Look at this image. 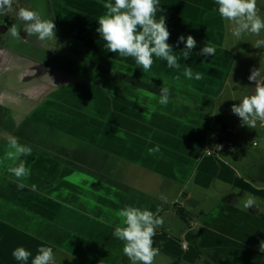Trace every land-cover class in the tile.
<instances>
[{
  "label": "rangeland",
  "instance_id": "374dc122",
  "mask_svg": "<svg viewBox=\"0 0 264 264\" xmlns=\"http://www.w3.org/2000/svg\"><path fill=\"white\" fill-rule=\"evenodd\" d=\"M56 1V0H55ZM101 2L100 0H97ZM203 3L207 0H203ZM214 2V0H213ZM66 3V2H65ZM162 12L157 14V18L160 15L166 16V24L173 26L186 36L192 35L196 41L197 46L190 55V59H197L193 65L192 70L194 73L199 72L202 75L209 74L211 76L210 69L215 67V70L222 72L221 60L222 57L227 59V63L231 64L236 60V63L230 68V72L233 77H237L239 81L246 86L249 81L248 77L251 74L252 68L261 70L262 77H264V71L262 69L261 57H264V48L255 50V54H258V58H251L250 55L252 50L249 48L250 43L254 42L253 34L245 33L238 40L231 34V23L224 21L218 13V5L214 4L211 13H204L198 15L199 22H194L189 15H186L179 9V0H160ZM31 5L33 2L31 0ZM257 6L262 11L264 16V0H257ZM263 6V7H262ZM46 7L50 8L49 11L52 13V7L48 1ZM33 10L35 7L33 6ZM211 15V16H210ZM227 24V25H224ZM71 27L66 25L65 29ZM20 36L13 37L12 45L10 48L16 50L18 53L25 54L27 56H34L38 53V48L33 47L27 51L25 47L20 44V40H24L27 35L22 28H18ZM256 36V35H255ZM264 37V31L259 35ZM41 42V41H40ZM206 43L216 48L214 56L204 57L200 55V50L205 46ZM251 52V53H250ZM182 53V52H181ZM182 55V54H181ZM261 56V57H260ZM182 58V57H181ZM157 63L160 64V60L156 59ZM63 57L59 56L57 59V66L61 67ZM226 63V66H227ZM105 70H108L106 68ZM184 69L174 70L172 74H164L170 85L183 91L186 87V92L190 89L195 94H200L205 89L213 90L216 88L215 85H203L204 80H189L183 75ZM216 70L215 76L216 81H220V76ZM229 67L227 66L226 73H229ZM175 72V75H174ZM148 74H152L151 71ZM177 77H179L177 79ZM91 80V79H90ZM225 83V81H224ZM255 84V82H251ZM103 84L109 89V83L103 81ZM113 97V95H111ZM224 105L232 106L233 104H239L242 99L233 93L231 90L223 92L220 96ZM81 97L77 96V100ZM170 99L176 102L188 106L190 104V97L186 94L180 93L176 95L171 93ZM201 103L211 106L210 101L202 100ZM86 111L88 112L90 119L96 123L99 119V108L103 112L109 113V118L113 121L114 115L108 111V108H114L119 111V103L112 105L110 103L101 102L100 104L94 103L93 105L84 104ZM160 108V107H159ZM200 111L206 115L212 116L215 112L205 106L198 105ZM141 117V121H137L134 118V110L132 111V117L127 120L123 119L126 124V129H132V126L139 127L137 136L139 139L134 143L122 138V143L117 145L119 149L117 152L119 155L125 157L126 153L134 157L132 160L134 171L136 168L141 166H150L151 158L148 150L151 148L145 144L148 143L146 136L152 139L151 142L159 140L155 143L159 145L160 150L163 144L168 143L173 146L169 148L170 151L176 152L178 148L181 151L188 153H197L199 156L202 155L203 159H212L207 154V148L215 150L214 146L217 144V135L220 131V124H215L213 130H202L189 120L193 118L182 114L181 117H171L167 111L157 109L155 106H146L143 110L142 107L138 106L135 110ZM224 112L231 115L230 110L224 109ZM137 119L139 117H136ZM225 118V114L223 115ZM236 121H232V125L235 128V139L236 145L227 156H221L227 161L226 165L235 172L233 179L225 180L216 178L211 180L207 184L195 182L190 177L180 190L178 201L170 208H162L160 215L164 218V224L158 228L159 231H164L168 234V240L162 245V249L165 251L172 252L176 257L182 259V264H264V252L259 250V245L264 241V220L262 214H264V176L258 178L259 173L264 171L263 167L256 166L251 172L245 171V169L253 163L264 160V123L257 122L255 128H249L248 126H242L241 120L238 116L233 117ZM226 120V118H225ZM228 121V120H227ZM133 132V131H132ZM218 132V133H217ZM92 139L89 144H92ZM150 141V140H149ZM108 150L115 151L116 147L110 146L105 143ZM150 155L145 156L143 150ZM126 155V157H129ZM195 156V155H194ZM167 159H170L166 155ZM147 160L146 164L143 162ZM168 160H164L166 163ZM198 161L196 162V174H207L206 170H209L210 163H204V167L199 170ZM155 167V166H154ZM82 169V168H81ZM82 171H84L82 169ZM74 173L73 171H71ZM190 172V171H189ZM252 172H255L254 174ZM191 173V172H190ZM195 174V175H196ZM262 174V173H261ZM264 174V173H263ZM197 176V177H198ZM196 177V178H197ZM193 180L194 182H192ZM101 182H106L102 181ZM112 188V187H111ZM93 194V193H92ZM184 194H190L191 197L185 199ZM251 195L256 198V204L251 209H243V201L247 198V195ZM126 203L129 205L135 204L140 208H147L155 211L156 206L150 201H144L133 199L132 196L126 197ZM80 201L82 206L93 213V198L89 200ZM181 205L187 212V220L181 218L178 214L176 205ZM78 210V208H76ZM80 210V209H79ZM78 210V211H79ZM257 211V212H256ZM78 220L83 218H89L91 220H97L89 217L87 214L83 216L74 215ZM193 220L195 228H188L187 221ZM94 225L104 226L106 223L102 221L96 223L92 221ZM188 232L187 234H184ZM75 233V232H73ZM50 244L53 242L49 240ZM68 239L58 241V245L53 247L54 250V263L56 264H131V261L124 263L123 257V242L117 240L114 245V250L111 252L109 246L104 240L95 241V246L90 247L88 244H92L93 240L89 236L80 235L79 240L72 238V247L66 248ZM185 246V250L182 247ZM66 248V249H65ZM178 248V249H177ZM189 248V249H188ZM188 249V250H187ZM33 257L37 251L31 249L30 251ZM0 264H4V260L0 259ZM174 260L166 256L163 252H159V255L155 257L154 264H173ZM17 263L15 259L13 262H6L5 264Z\"/></svg>",
  "mask_w": 264,
  "mask_h": 264
},
{
  "label": "flooded vegetation",
  "instance_id": "af4514ba",
  "mask_svg": "<svg viewBox=\"0 0 264 264\" xmlns=\"http://www.w3.org/2000/svg\"><path fill=\"white\" fill-rule=\"evenodd\" d=\"M47 1L52 7V13L50 8L46 7ZM100 1L32 0L34 11L56 24L57 35V39L43 42L35 36L26 35L24 40L21 39L20 44L27 51L33 47L39 49V56L35 54V57L18 53L9 47L14 39L8 29L12 24H16L23 30L24 23L16 18L15 12L7 16L0 15V123L3 124L0 126V158L8 151V140L16 137L13 133L35 137L34 141L29 142L19 140L21 144L32 149L31 155L21 158L30 169L28 177L41 172L39 178L43 179V174L49 171L55 176L61 168L75 172L74 168L81 163L85 164L87 175L96 177L97 172L107 176L111 174L108 167L102 170L94 166L100 157H108L105 148L102 156L94 148L90 149V145L85 147V156L78 153L81 139L77 134L91 121L84 104L95 103L90 95L97 89L95 83L89 79L85 82L87 88L84 87L85 83L81 78L83 72L97 81L99 75L96 72L104 71L106 75L119 77L115 81L118 85L126 83L136 89H140V85L145 83L143 79L148 78L147 83L152 87L153 96L159 95L155 75L170 74L160 71L166 66L156 60L150 70L152 74L143 73L137 64L134 74L128 71L124 57L105 50V41L96 32L99 26L97 19L106 12L103 5L107 0ZM202 1L179 0V9L198 23L197 16L211 13L210 10L215 4L213 0H207L205 3ZM65 2L69 5L66 9L63 8ZM33 6L31 0H17L13 8L17 11L19 7L33 10ZM68 24L71 25L69 28H75L72 41L67 37L69 28L67 31L65 29ZM76 27L85 30L81 31ZM167 27L170 30H178L170 25ZM59 56L63 57L61 67L57 66ZM106 68L108 70H105ZM128 80L137 86H131ZM83 92L87 93V98ZM114 94L117 96L116 103H119L117 110H125L126 105L135 107L134 110L141 106H136L130 101L132 97L125 95L123 91ZM77 96L81 99L77 100ZM10 112L14 114L9 115ZM13 125L16 130H12ZM47 125L50 129L45 127ZM44 127L48 130L46 136L42 134ZM57 135L60 140L56 139ZM11 164V161H5V165L0 166V259L3 253L13 252L20 246L37 251L42 245L53 248L55 245L59 246L58 241L68 239L66 248H69L73 246L70 241L72 238L79 240L80 235L94 237V232L99 226L86 218L78 220L74 217L75 208L67 204L64 194L58 197L62 202L51 200L42 205L34 201V192L30 187L25 186L26 192L20 195L22 190L17 185L22 183L23 179L17 180L14 175L8 173L7 166ZM6 187H13L14 190L10 191ZM62 187H65V184H62ZM41 190L46 194H55L50 188ZM78 216L82 215L79 213ZM49 240L53 242L50 244Z\"/></svg>",
  "mask_w": 264,
  "mask_h": 264
},
{
  "label": "crops",
  "instance_id": "0c3cea01",
  "mask_svg": "<svg viewBox=\"0 0 264 264\" xmlns=\"http://www.w3.org/2000/svg\"><path fill=\"white\" fill-rule=\"evenodd\" d=\"M69 6L67 3L64 4V9ZM262 17L263 13L260 11L259 13ZM77 29L84 31V28L76 27ZM74 29L75 28H69L68 29V40L72 41L73 35H74ZM179 30V29H178ZM170 39L168 43L173 45V51L174 55L180 57L179 63L181 65L180 69H184L185 67H193V65L196 63L197 59H190L189 57L187 60H184L181 55L182 50L184 49L185 45L184 43H181L178 47L176 46V42L180 35H184L185 38L187 37L185 33H182L177 30H170ZM254 36V42L257 39H262L264 37L260 36ZM252 41L249 45V48L252 50V53L250 55L251 58L255 59L258 58V54H255V50H260L257 48H254L252 45L254 44ZM194 53V51H192ZM261 57V56H260ZM264 66V57H261L259 59ZM128 71H132L134 73L135 69V61L133 58L128 57L124 59ZM227 59L222 57L221 60V68L222 72H217L220 76V81H216L215 78V67L213 69H210L211 76L209 74L203 75L202 83L203 85H215L216 88L213 90L205 89L204 92L200 94L193 93L190 89L186 92V87L184 86V90L180 91L178 88L170 85L165 80L168 78L165 77L164 74H157L155 75L156 80V87L159 88V95L153 96L152 93V87L148 85V78H144L143 80L145 83L140 85V89H136L133 87L128 86L126 83L124 85H118L115 81L116 78L113 75H106L104 71L96 72L97 75H99V78L97 81H95L93 78L86 73L83 72L81 75L82 82L85 83L86 80H92L95 83V86L97 89L94 90V92L90 95V97L95 101L96 104H100L101 102H107L110 103L111 101H114L116 103L117 96L114 94L116 92H121L130 98V101H132L136 106L140 104L142 109L144 110L146 106L150 107H156L157 109H160L162 111H167V113L171 117H181L182 114L188 115L192 117V120H189V123H192L194 126H197L198 128L202 130H213L215 129V124H220V131H218V135L221 131V125L222 123H228L229 125H232V121H236L233 117H236L237 115L233 114L232 112V106L224 105L221 100V95L223 92L227 90L233 91L234 94L238 95L241 99L245 95H252L255 92V84H252L251 81H248L246 86L242 84L241 81L238 80L237 77H233L230 68L236 63V60L232 62L231 64L227 63V66L229 67V73H226L227 70ZM160 64H163L166 66L165 68H162L160 71H165L167 73L172 74V72L176 69L174 68H168L167 62L160 60ZM264 71V68L262 69ZM214 73V75H212ZM135 74V73H134ZM175 75V72H174ZM132 78V77H131ZM103 81H107L109 83V89L105 87L103 84ZM225 81V83H224ZM129 84L131 86H137L129 81ZM134 82H136L134 80ZM167 86L170 89V95L171 93H174L176 95H180V93L186 94L190 97V104L188 106L180 104L176 102L175 100H172L169 98V103L167 106H163L159 103L160 98V88L161 86ZM84 87L87 88L86 83L84 84ZM144 91V92H142ZM85 95V98H87L85 92H83ZM110 93L113 94V97L110 95ZM135 98V99H133ZM137 99V100H136ZM202 100L210 101L211 106L201 103ZM83 102V99H82ZM198 105L205 106L209 109H212L215 114L212 116L206 115L200 111L198 108ZM160 107V108H159ZM135 107L126 105L124 107L125 110H119L116 111L113 108H108V111L114 115L113 121L109 118V113L101 111L99 108V121L94 123L92 120L90 121V124L87 125L85 128L81 129L80 132L77 134V136L81 139V148H79L78 153H82L83 156H85L86 149L85 147L87 145H90V149L94 148L97 152L99 150H103L106 148L105 143H109V141H112L113 144H110V146L116 147L115 151L105 149L106 151H109L113 153L117 169L116 172L111 173L110 175H106L104 173L97 172L96 177L91 175H87L84 168V163L78 164L74 168V173H72L71 169L68 170L67 168H61L58 174L54 176L50 171L49 173L43 174V179L39 178V174H31V177L23 178V184L27 187L32 188L33 185L36 186V190L34 192V201L38 205H42L47 203L48 201H59L62 202L61 199L58 197L61 194H64L65 200L68 202L67 204L69 206H72L75 208L76 215H79V213L83 216L84 214H87L89 217H92L97 220H91L87 218L89 221H94L96 223L102 221L106 223L104 226H99L98 229L94 232V240L93 243L95 244V241L98 240H104L107 242L106 244L109 246L111 252L114 250V245L117 239H115L112 236V232L114 231V228L117 226H124L122 224V218L119 216V211L124 208L125 206H128L129 204L126 203L127 199L126 197L132 196L133 199L144 200V201H150L153 205L161 206L162 208H170L172 205H174L179 198L180 190L183 187L184 184L187 182V180L192 177L195 182L207 184L211 182V180H215L216 178H221L223 181L233 179L235 176V172L232 171L230 167L226 165L227 161L223 159L220 156H214L210 157L212 159H203L202 155L199 156L197 153H188L185 151H181L179 148L176 152L170 151L169 148H173L172 145L165 143L162 146V149L156 153L155 155H151V158L154 160L151 161L150 155L146 153V150L144 149L145 156L149 157L150 159V166H141L139 168H136L134 171L129 169L125 163L126 160H132L134 157H131L126 153L129 157H123L119 155L117 150L119 147L117 145L122 143V138H125L128 141H132L136 143V140L131 139H139L134 134H137V131L139 127L132 126V129L127 128L126 124L123 119L127 120L128 118L132 117V111ZM224 109L230 110L231 115L229 116L224 112ZM6 113H2V115H5ZM9 115H13L14 112L8 113ZM225 114V118H223V115ZM134 119L137 121H141V117L139 114H137L134 110ZM136 117H139L138 119ZM228 120V121H227ZM41 124V127H43V124ZM3 124L0 123V126ZM46 128H49V125L45 126ZM43 128L42 134L46 136V132L48 131L46 128ZM234 127V126H233ZM235 129V128H234ZM12 130H16V126H12ZM133 131V132H132ZM205 131V132H206ZM14 136L18 140L29 142L34 141L36 138L33 136L28 135H18L16 132L13 133ZM50 137V134L48 135ZM55 137L54 135H52ZM235 137H237L235 135ZM146 140L148 143L145 142L147 146H150L151 148L156 147L155 143H158L159 140H156L154 142H151L152 139H150L149 136H146ZM56 139H59V136L57 135ZM92 139H95L92 141V144H89ZM70 142V138L68 139ZM109 145V144H108ZM84 152V153H83ZM166 155L170 157V159H167ZM195 155V156H194ZM124 158L123 160L119 161L118 157ZM164 160H168L166 163H164ZM198 161L199 164V170H201L204 167V163L208 162L210 163L209 170H206L207 174H196L197 170L195 168L196 162ZM145 164L147 160L143 161ZM155 166V167H154ZM84 171H82V169ZM191 173H190V172ZM196 174V175H195ZM198 176V177H197ZM50 177H53L52 179ZM197 177V178H196ZM106 181V182H101ZM191 180L192 182H194ZM62 184H65V187H62ZM77 185V186H76ZM112 187V188H111ZM43 189H51L54 195L46 194ZM6 189L13 191V187H6ZM25 189L23 188L20 195L22 193H25ZM93 193V194H92ZM164 195L167 197V203L160 200V196ZM185 199L191 197L190 194H184L183 196ZM90 198H93V213L90 214L85 208L82 206V203L80 201L89 200ZM177 204V203H176ZM179 205V204H178ZM131 206H136L135 204H132ZM182 207L181 205H179ZM137 207V206H136ZM78 208V210L76 209ZM183 208V207H182ZM93 223V222H92ZM188 224V221H187ZM189 228V226H188ZM195 228V225L193 229ZM191 229V228H190ZM188 232H185L184 234H187ZM188 235V234H187ZM92 247V246H91ZM185 246L182 247V250H185ZM27 249V248H26ZM178 249V248H177ZM189 249V248H188ZM187 249V250H188ZM31 251V249H27ZM161 252L166 254V256L172 258L174 260L173 264H182V259L180 257H176L172 252L165 251L162 249V247L159 249ZM159 251V252H160ZM186 251V250H185ZM2 260H4V264L6 262H13L14 258L12 256V252H5L2 254ZM17 264V263H14ZM20 264V262H18ZM28 264H31V260H29Z\"/></svg>",
  "mask_w": 264,
  "mask_h": 264
},
{
  "label": "clouds",
  "instance_id": "9594fccd",
  "mask_svg": "<svg viewBox=\"0 0 264 264\" xmlns=\"http://www.w3.org/2000/svg\"><path fill=\"white\" fill-rule=\"evenodd\" d=\"M214 2L218 5L216 10L220 17L231 23V34L238 40L245 33L259 36L264 31V17L259 14L257 0H214ZM14 3H17V0H0V15L7 16L15 12L16 18L24 23L23 31L28 37L35 36L42 42L57 39L56 24L52 20L42 18L38 11L28 7H19L17 11L13 8ZM103 7L106 12L97 19L99 26L96 32L105 41L104 48L107 52L119 54L124 58H133L143 73L151 70L156 59L166 61L170 69H180V57L173 54V45L168 43L171 33L166 24V16L160 15L157 19V14L163 11L160 0H107ZM8 33L13 37L20 36L16 24L11 25ZM181 43L185 45L182 58L187 60L192 50L196 48L197 41L192 35L186 38L180 35L176 46L178 47ZM252 46L257 49L264 48V38L257 39ZM215 53L216 48L206 43L199 54L207 58L214 56ZM183 75L189 80L203 78L202 73H194L190 66L184 68ZM248 79L255 82V92L252 95H245L239 104H233L232 112L240 118L242 126L253 129L258 121L264 123V77H262L260 68H252ZM169 98L170 89L162 85L159 103L167 106ZM225 124L229 126L228 132L232 130L235 147V129L228 123H222V125ZM225 134L228 133L220 132L217 140L219 136ZM208 149L210 148H207V154ZM159 151V145L148 150L150 155H155ZM224 152L210 156L221 157L224 156ZM227 152L231 153V151ZM31 153V147L21 144L16 137H12L8 140V151L4 157L0 158V166H4L5 161H11L12 164L7 166L8 173L14 175L17 180H22L30 176V169L26 167L21 158ZM259 161H262L258 165L261 166L263 159ZM17 187L22 190L25 185L19 183ZM32 190H36L35 185L32 186ZM160 200L167 203V197L164 195L160 196ZM255 204L256 198L249 194L243 201V209H251ZM161 211V206H157L156 210L152 211L131 205L119 211L124 226L115 227L112 236L123 242V254L131 261V264H154V259L159 255L160 250L153 247V238L156 230L164 224V218L160 215ZM190 222H188L189 228ZM92 244L95 246L94 243ZM259 250L264 252V241L260 243ZM12 256L20 264H28L29 260L31 264H54L55 259L53 248L43 245L38 247L34 257L23 246L14 249Z\"/></svg>",
  "mask_w": 264,
  "mask_h": 264
},
{
  "label": "trees",
  "instance_id": "16d2710c",
  "mask_svg": "<svg viewBox=\"0 0 264 264\" xmlns=\"http://www.w3.org/2000/svg\"><path fill=\"white\" fill-rule=\"evenodd\" d=\"M222 126H223L222 127V131L225 132V133H228L229 126L227 124L222 125ZM106 152L108 154V157H106V158L105 157H100V160L94 166L95 167H99L102 170H105L108 167L109 169H111V173L116 172L117 165H116L115 158L113 156L114 154L109 152V151H106ZM97 153L102 156V154H104L105 152L103 150H99ZM229 154L230 153L227 152V151H225L223 153L224 156H227ZM117 157H118L119 161L124 159V158H121L119 156H117ZM125 163H126V165H127V167L129 169H131V170L133 169V163L130 160H126ZM263 165H264V160H263ZM260 167H263V166L261 165ZM113 169H115V170H113ZM252 173L254 174L255 172H252ZM261 173H259L258 178L262 179L263 176H264V174H263L264 171H262ZM176 207L178 208L177 211H178L179 216L181 218H183L184 220H187V212L185 211V209H183L179 205H176ZM262 218L264 220V214H262ZM153 240H154L153 247H156V248L160 249L162 247V245L168 240V234L166 232H164V231L156 230V235L153 238ZM122 260H123L124 263L129 261V259L125 255H123ZM54 264H56V263H54Z\"/></svg>",
  "mask_w": 264,
  "mask_h": 264
},
{
  "label": "built area",
  "instance_id": "2783aa9c",
  "mask_svg": "<svg viewBox=\"0 0 264 264\" xmlns=\"http://www.w3.org/2000/svg\"><path fill=\"white\" fill-rule=\"evenodd\" d=\"M220 146V147H218ZM218 146L216 145L215 150L208 149V154L212 155L215 153H222L224 151H232L234 148V142L232 140V130L230 129L228 134L221 135L218 137ZM194 222H190V228H193Z\"/></svg>",
  "mask_w": 264,
  "mask_h": 264
},
{
  "label": "water",
  "instance_id": "95a60500",
  "mask_svg": "<svg viewBox=\"0 0 264 264\" xmlns=\"http://www.w3.org/2000/svg\"><path fill=\"white\" fill-rule=\"evenodd\" d=\"M261 163H262V161H258V162H256V163L250 165L249 167H247V172H251V170H252L253 168H255L256 166L260 165Z\"/></svg>",
  "mask_w": 264,
  "mask_h": 264
},
{
  "label": "bare ground",
  "instance_id": "6f19581e",
  "mask_svg": "<svg viewBox=\"0 0 264 264\" xmlns=\"http://www.w3.org/2000/svg\"><path fill=\"white\" fill-rule=\"evenodd\" d=\"M108 144H109V145H110V144H113V142H112V141H109V143H108Z\"/></svg>",
  "mask_w": 264,
  "mask_h": 264
}]
</instances>
